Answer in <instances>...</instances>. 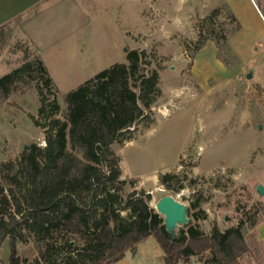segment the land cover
<instances>
[{"label": "rangeland", "instance_id": "obj_1", "mask_svg": "<svg viewBox=\"0 0 264 264\" xmlns=\"http://www.w3.org/2000/svg\"><path fill=\"white\" fill-rule=\"evenodd\" d=\"M74 1L60 10L63 28L43 51L24 32L38 8L0 30V77L39 56L63 112L66 93L115 63H128L130 51L146 52V68L158 70L162 95L152 108L153 125H140L133 140L113 146L121 178L150 194L153 208L165 195L186 204L190 222L206 235L214 226L224 230L243 221L247 251L238 261L264 264V196L256 191L264 186V0ZM216 8L217 25L231 31V13L240 23L222 51L225 63L215 42L204 40L203 21ZM39 107L34 84L0 100V167L19 159L25 146L46 145V129L36 124L45 122ZM165 173L189 180L173 192L160 184ZM17 250L22 258L36 256L32 243H18ZM10 253L7 239L0 247L4 264ZM159 254L150 236L116 264H159ZM199 263V257L190 262Z\"/></svg>", "mask_w": 264, "mask_h": 264}, {"label": "trees", "instance_id": "obj_2", "mask_svg": "<svg viewBox=\"0 0 264 264\" xmlns=\"http://www.w3.org/2000/svg\"><path fill=\"white\" fill-rule=\"evenodd\" d=\"M220 11L214 9L203 21L204 40L215 42L225 63L222 53L240 23L231 13L235 27L227 31L217 25ZM148 59L144 51H130L128 63H115L66 93L63 112L39 56L0 77V100L34 84L45 120L36 124L46 129L45 146L33 143L19 159L0 167V247L9 239V264H116L150 236L164 264H190L193 257L201 264H240L247 251L243 221L224 230L214 226L209 235L190 222L173 237L150 205L151 195L121 178L113 146L133 140L140 125H153L152 108L162 95L159 72L147 70ZM61 112L63 119L57 117ZM159 180L180 192L189 177L165 173ZM18 243H32L36 256L20 257Z\"/></svg>", "mask_w": 264, "mask_h": 264}, {"label": "crops", "instance_id": "obj_3", "mask_svg": "<svg viewBox=\"0 0 264 264\" xmlns=\"http://www.w3.org/2000/svg\"><path fill=\"white\" fill-rule=\"evenodd\" d=\"M71 3L73 7L76 6L74 0H0V28L9 25L16 18L27 15L38 8V14L26 21L25 24H27V26L25 25L24 29L26 31L24 32L38 46L40 51H43V47L51 42L48 38L58 36L59 29L63 28V22L60 23V20H63L58 18L60 10ZM138 12L136 13L137 17L139 16ZM64 16L69 17L68 14ZM139 17V19H143L141 16ZM144 242L145 241L140 243L136 247V250H138L140 245ZM136 250H134V252H136ZM160 255L161 254L157 256L158 260L156 261L159 264H164L163 252L162 255Z\"/></svg>", "mask_w": 264, "mask_h": 264}, {"label": "water", "instance_id": "obj_4", "mask_svg": "<svg viewBox=\"0 0 264 264\" xmlns=\"http://www.w3.org/2000/svg\"><path fill=\"white\" fill-rule=\"evenodd\" d=\"M252 77V73L247 75ZM27 146H25L26 148ZM256 191L259 195L264 196V186L258 185ZM155 210L164 218L166 231L173 237L177 235L176 230L180 226H186L190 223L188 207L183 202L175 199L172 195H165L159 199L155 205ZM73 245V242H72Z\"/></svg>", "mask_w": 264, "mask_h": 264}, {"label": "built area", "instance_id": "obj_5", "mask_svg": "<svg viewBox=\"0 0 264 264\" xmlns=\"http://www.w3.org/2000/svg\"><path fill=\"white\" fill-rule=\"evenodd\" d=\"M0 264H4V262L2 261V259L0 258Z\"/></svg>", "mask_w": 264, "mask_h": 264}]
</instances>
